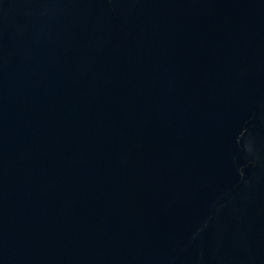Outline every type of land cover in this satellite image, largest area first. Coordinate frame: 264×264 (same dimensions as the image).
Wrapping results in <instances>:
<instances>
[{
	"label": "water",
	"instance_id": "water-1",
	"mask_svg": "<svg viewBox=\"0 0 264 264\" xmlns=\"http://www.w3.org/2000/svg\"><path fill=\"white\" fill-rule=\"evenodd\" d=\"M0 264H264V0H0Z\"/></svg>",
	"mask_w": 264,
	"mask_h": 264
}]
</instances>
